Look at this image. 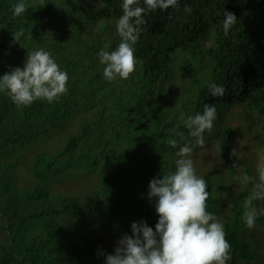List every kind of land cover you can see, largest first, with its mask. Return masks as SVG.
<instances>
[{"label":"trees","instance_id":"16d2710c","mask_svg":"<svg viewBox=\"0 0 264 264\" xmlns=\"http://www.w3.org/2000/svg\"><path fill=\"white\" fill-rule=\"evenodd\" d=\"M15 2L0 0V75L42 47L69 82L53 103L17 107L0 94V264H104L98 253L111 254L132 222L155 228L149 182L174 171L168 141L186 142L183 121L205 103L217 119L191 158L208 183L207 210L224 225L228 264H264V215L251 229L242 219L264 153V0H179L147 12L136 70L111 83L97 54L120 42L121 0H25L20 17ZM224 10L237 17L227 36ZM210 82L224 96L212 97ZM253 205L264 209V199Z\"/></svg>","mask_w":264,"mask_h":264},{"label":"clouds","instance_id":"9594fccd","mask_svg":"<svg viewBox=\"0 0 264 264\" xmlns=\"http://www.w3.org/2000/svg\"><path fill=\"white\" fill-rule=\"evenodd\" d=\"M178 5L179 0H121L122 15L115 20L120 42L113 50L101 49L97 54L106 81L127 80L136 70L134 46L140 39L144 15ZM11 11L17 17L25 14V0H16ZM184 11L190 13L192 9L185 6ZM236 24L235 13L224 10L220 21L224 35H229ZM12 34L18 42L24 32L21 28ZM68 82V72L61 69L50 51L41 47L27 51L22 68L15 67L0 75V94L17 107L30 106L37 100L53 103L68 92ZM208 89L212 97H222L226 91L224 85L215 82H210ZM216 119V106L205 103L202 111L189 114L183 121L188 133L180 135L186 142L178 145L176 139L168 141L177 149L174 171L149 182L148 197L155 201L158 216L155 228L143 220L132 222L131 235L124 233L111 254L98 253L104 256V264H228L232 246L224 225L207 210L208 183L197 175L191 158L195 147L206 145L205 133L211 132ZM256 174L254 191L245 199L246 210L242 214L250 229L255 227L257 217L264 215V209L253 205L254 200L264 199V153L259 154ZM239 179L244 184L252 182L247 174Z\"/></svg>","mask_w":264,"mask_h":264}]
</instances>
